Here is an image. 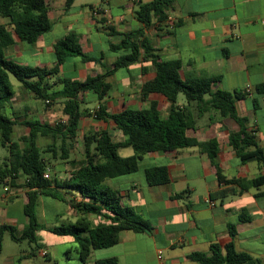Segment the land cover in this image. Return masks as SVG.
I'll return each instance as SVG.
<instances>
[{"label":"crops","instance_id":"crops-1","mask_svg":"<svg viewBox=\"0 0 264 264\" xmlns=\"http://www.w3.org/2000/svg\"><path fill=\"white\" fill-rule=\"evenodd\" d=\"M78 1L67 9L66 0H47L51 30L34 45L21 42L15 36V45L10 47L14 50L9 58L25 65L52 67L55 63L54 44L69 33H76L84 52L97 62L85 63L79 57L71 58L61 67L59 76L86 80L112 70L120 57L130 53L127 49L113 50L112 46L121 44L124 34L144 29L145 37L162 60L181 62L183 79L218 77L217 88L245 92L247 97L238 101L237 111L239 116L247 119L249 130L256 131L264 149V92L258 91L264 85V0H174L169 18L147 29L138 20L136 12L140 4L152 0ZM93 7H100L107 13L94 16L91 12ZM67 67L73 68L75 73ZM154 77L152 62L144 58L112 73L106 80L111 85L106 97L108 111L114 114L125 109L140 110L154 100L169 107V102L161 95L143 97V85ZM17 89L7 106L9 112L19 118L14 141L29 133L24 126L25 120L39 119L51 125L57 124L51 121L49 113L43 111L42 117H32L31 114L42 106L33 103L32 100L36 99L22 86H17ZM82 99L84 104L97 100L94 93H86ZM85 107L82 109H87V105ZM159 109L164 115L170 110ZM188 109L192 112L191 108ZM62 116L66 121L63 111ZM236 129L238 124L233 119H222L211 112L198 117L196 128L188 131L187 135L201 144L216 138L219 142L217 163L222 174L227 179L243 180L242 186L220 183L216 166L200 147L150 153L140 162L137 172L110 179L109 185L121 192L123 203L148 220L153 231H124L117 245L103 249L105 251L93 250L85 264H96L110 258H117V264H199L189 256L198 252L209 254L212 244L224 246L231 238L230 224L237 230L236 249L249 253L264 264V185L251 187L247 184L264 176V167L257 161L243 163L237 156L229 142L230 132ZM99 130H108L115 142L125 140L113 121L85 117L67 152L59 148V152L45 155L48 159L52 155L47 171L49 177L70 178L85 162V135ZM38 142L49 146L53 140L40 137ZM58 145L61 146V142ZM62 154L67 157L65 160H62ZM155 166L168 167V184L149 185L146 170ZM24 183L22 175L14 181L7 179L2 183L4 189L0 195V226L15 227L17 236H21L29 225L24 213L27 203ZM179 194L181 197L177 198ZM77 200L81 198L77 196ZM40 203L43 217L50 223L41 225L37 232L38 245L40 251L47 250L46 258L51 260L54 244L65 242L68 237L53 233L52 228L66 221L74 222L76 216L66 203L52 197L41 196L38 205ZM63 209L68 211L72 220L66 217ZM37 218L39 221L38 214ZM30 250L24 255L9 257L4 264H23L34 255L32 247ZM159 251H162L161 260Z\"/></svg>","mask_w":264,"mask_h":264},{"label":"trees","instance_id":"trees-1","mask_svg":"<svg viewBox=\"0 0 264 264\" xmlns=\"http://www.w3.org/2000/svg\"><path fill=\"white\" fill-rule=\"evenodd\" d=\"M76 0H66L69 9ZM174 9V0H152L140 4L136 16L150 28L156 22L169 18ZM50 8L47 0H0V15L9 18V22L0 25V141L9 150V156L0 158V182L7 179L14 181L18 175L25 177L27 203L24 213L29 225L21 236L13 226H0V253L3 249V237L9 232L13 241H29L39 247L37 232L41 224L37 218V206L41 196L52 197L66 203L74 212L76 221L62 223L52 228V232L74 237L78 243L79 259L86 263L93 250L106 249L120 242L121 233H151L153 225L140 216L136 210L123 203L119 190L111 187L110 179L135 173L140 162L150 153H166L181 149L200 147L208 154L217 168L220 183L238 184L243 180L227 179L217 163L219 142L216 138L199 143L188 137L187 132L196 128V119L206 113L215 112L222 119H233L238 129L231 131L229 142L243 163L257 161L264 167V149L261 147L255 130H249L247 119L239 116L238 101L247 94L240 90L233 92L217 88L220 78H186L180 75V61H165L156 54L151 41L145 37V30L124 34L123 41L113 50H130L128 55L120 57L113 69L106 74L88 77L86 80L60 77L61 67L71 58H81L85 63L97 62L86 54L80 37L69 33L54 44L55 63L52 67L30 66L19 63L7 56V51L15 45V36L24 43L34 45L38 39L52 28L49 17ZM142 58L152 62L155 77L142 87L144 98L152 94L161 95L169 102L170 110L164 115L159 108V101H152L148 107L140 110L125 109L119 113L108 111L106 97L111 85L107 77L118 69L132 66ZM14 76L21 86L47 106L61 101L66 121L51 125L39 119L25 120L24 126L29 133L13 141L18 119L7 106L15 97V88L10 77ZM264 92V85L258 88ZM94 93L98 107L91 112L82 109V96ZM183 94L191 108L178 104L179 95ZM255 101V106H257ZM198 117H197V116ZM93 117L97 121H113L123 133L125 140L115 142L108 130L92 131L84 137L85 162L68 179L45 175L52 163L44 153H56L60 148L67 152L71 143L78 136L81 120ZM40 137H51L53 143L43 150L39 145ZM21 142V144H20ZM61 142V146L58 143ZM68 142L69 147L66 145ZM132 148L134 155L121 157L120 149ZM67 150V151H66ZM62 160L67 157L61 155ZM52 158V157H51ZM146 178L151 186L165 185L170 182L167 166H155L146 170ZM251 187L264 185V176L247 182ZM69 194V196H68ZM77 196L81 198L77 200ZM181 194L177 195L180 198ZM90 217L101 219L93 226ZM230 240L224 246L212 244L210 253H193L189 259L199 264H262L249 253L236 249V226L230 224ZM117 258L99 260L96 264H117Z\"/></svg>","mask_w":264,"mask_h":264},{"label":"rangeland","instance_id":"rangeland-1","mask_svg":"<svg viewBox=\"0 0 264 264\" xmlns=\"http://www.w3.org/2000/svg\"><path fill=\"white\" fill-rule=\"evenodd\" d=\"M99 0H79L78 2H84V3H94L97 2ZM9 22V18H4L0 15V25H4L7 24ZM14 50L12 49H8L7 51V56L8 57H12L10 55L11 51ZM68 70H70L71 73H75L73 68L67 67ZM67 77V75L65 76ZM121 77V73L118 75V78ZM11 82L13 83L15 90L18 91L17 86H21V83L18 82V80L11 75L10 77ZM24 90V89H23ZM26 91V90H25ZM32 102L37 103L39 105H41V108H38L39 111L35 112L33 114H31L32 117H42V111L44 113H49L50 115V119L51 121H54L55 123L60 122L63 120V116H62V109H63V103L61 101H59L58 103H55L54 105H51L50 107L47 106L46 103L40 101V100H32ZM178 104L180 106H186L187 108H197L196 104H189L186 100V98L184 97L183 94L179 95V100H178ZM87 105V109L89 110H94L98 107V101L94 100L89 102L88 104H82V108H86L85 106ZM40 107V106H39ZM161 108H169L167 106H161ZM14 137H13V141H14ZM17 142H19V140H17ZM21 144V142H20ZM47 144L45 143H40V147L45 150L46 149ZM59 148L57 149V152H59ZM119 155L121 157H130L132 155H134V151L132 148H123L120 149L118 151ZM44 155H48L46 153H44ZM9 156V150L5 147L2 146L1 141H0V158L3 161L5 158H7ZM50 156L52 157V155L50 154ZM50 157V158H51ZM52 160V158H51ZM3 186L2 183L0 182V195L3 193ZM37 214L39 217V222L41 223V225L45 226V225H49L50 222H48L46 220V218L43 217V208H42V204L40 203L37 207ZM65 211V209H63ZM65 215L66 217H68L69 219L72 220V217H70L68 215V211H65ZM90 220L92 221L93 226H96L98 224H100L101 219L97 218V217H90ZM68 221H66L65 223H67ZM37 243H39L37 241ZM31 244V245H30ZM33 249L34 251V255L28 259L27 261H23V264H85L82 263L79 259V254L77 251L78 248V243L77 241L74 239V237H67L65 242L62 243H55L54 246L52 247V258L51 260H49L46 257H42L41 255H39V247L36 246V244L30 243L29 241H22V242H15L12 240L11 235L9 232H6L4 234L3 237V250L0 253V264H4L5 262H7L8 258L11 256H15V255H24L27 252L31 251L30 249ZM103 250V249H102ZM105 251V250H103ZM48 257V256H47Z\"/></svg>","mask_w":264,"mask_h":264},{"label":"built area","instance_id":"built-area-1","mask_svg":"<svg viewBox=\"0 0 264 264\" xmlns=\"http://www.w3.org/2000/svg\"><path fill=\"white\" fill-rule=\"evenodd\" d=\"M91 12H92V14L94 15V16H101L103 13H107V11L106 10H103L102 8H100V7H93V8H91ZM247 91H249V88L247 89ZM47 178H49V175L48 174H46L45 175ZM40 255L42 256V257H47L48 256V252H47V250H41L40 251ZM158 258H159V260H161V258H162V251H159L158 252Z\"/></svg>","mask_w":264,"mask_h":264}]
</instances>
